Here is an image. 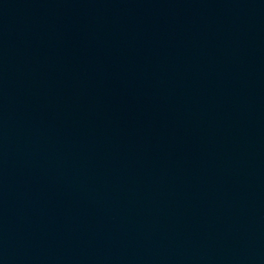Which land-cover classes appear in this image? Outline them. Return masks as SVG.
<instances>
[{
	"label": "water",
	"instance_id": "obj_1",
	"mask_svg": "<svg viewBox=\"0 0 264 264\" xmlns=\"http://www.w3.org/2000/svg\"><path fill=\"white\" fill-rule=\"evenodd\" d=\"M0 264H264V0H0Z\"/></svg>",
	"mask_w": 264,
	"mask_h": 264
}]
</instances>
